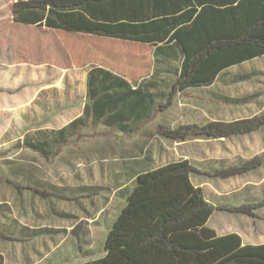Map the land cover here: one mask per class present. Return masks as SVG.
Listing matches in <instances>:
<instances>
[{
	"label": "trees",
	"instance_id": "trees-1",
	"mask_svg": "<svg viewBox=\"0 0 264 264\" xmlns=\"http://www.w3.org/2000/svg\"><path fill=\"white\" fill-rule=\"evenodd\" d=\"M12 18L21 25L94 38L98 49H86L84 65L94 63V55L107 60V52L119 57L117 63L95 62L101 69L93 70L88 77L89 96L93 75L104 70L116 79L122 77L139 84L132 91L138 94L140 82L153 71V55L156 63L179 62L170 98L189 89L211 87L228 69L264 57V0H16ZM105 39L121 43L108 45ZM248 79L241 77L236 83ZM112 88L116 90L117 86ZM106 91L111 95L109 89ZM150 102L152 110L156 106L152 97ZM165 108L168 105H158L155 110L164 112ZM109 116L107 113L103 119ZM81 122L78 119L66 128L79 131L84 126H78ZM263 128L261 115L176 129L159 126L158 135L186 142L230 139ZM61 139L57 148L64 143ZM25 145L44 157H49L55 148L50 140L38 144L24 139ZM261 165L257 158L219 170L217 175L232 178ZM195 174L199 172L189 160L139 174L125 207L108 232L105 256L84 264H264V246H242L238 235L219 237L208 226L213 212L222 208L210 204L203 189L193 184ZM13 186L18 191L23 188ZM30 189L45 199L52 196L74 200L52 189ZM0 238L8 239L2 233ZM0 264H4L1 256Z\"/></svg>",
	"mask_w": 264,
	"mask_h": 264
},
{
	"label": "rangeland",
	"instance_id": "rangeland-1",
	"mask_svg": "<svg viewBox=\"0 0 264 264\" xmlns=\"http://www.w3.org/2000/svg\"><path fill=\"white\" fill-rule=\"evenodd\" d=\"M15 2L0 0V62H27L38 83L42 80L41 85H49L52 89L57 87L61 92L51 96L55 100L48 97L50 103L39 110L40 116L45 113L44 119L35 115V118L23 124V128L13 126V135L0 134V233L8 237L0 238V256L4 264H81L103 258L113 220L125 207L124 196L119 194L131 192L135 176L139 173L189 160L199 172L193 175L196 183L198 179H224L217 175V171L258 158L262 163L259 169L227 179H264V128L230 139H192L186 142H175L158 135L159 126L176 129L184 125L231 122L264 115V58L228 69L210 88L189 89L171 100L169 95L165 100L158 99L157 106L162 104L169 108L156 112L151 122L147 120V125L141 126L143 128L138 135L122 136L112 129L104 133L99 127L93 129V125H90L85 129L82 125L79 130L82 135L56 155L51 151L49 157H44L28 149L24 146V139L36 141V136L27 138L24 134L28 130L32 135L39 128L58 126L61 121L53 120L54 111L69 101L72 90L75 97L83 94L82 83L87 68L96 66L95 62L117 63L119 57L107 52V60L94 55V63L84 65L86 49H98L94 38L16 24L12 18ZM104 42L113 45L120 41L105 39ZM167 65L171 67L172 82L175 83L179 62L172 61ZM33 66H38V73H35ZM241 77L249 79L236 83ZM69 84H73L71 93ZM27 86L31 84L24 85ZM41 99L46 101L44 96ZM244 100L248 101L245 105L231 104V101ZM99 146L104 149L97 153ZM147 157L151 161L145 162ZM12 184L24 188L46 185L42 187L46 189L64 184L90 185L96 192L101 187L106 189L104 194L109 202L100 196H94L92 202L93 222H89L88 234L91 246H84L83 241H77L71 234L18 243L8 231L14 228L63 231L60 229L73 227L74 223L69 218L63 221L52 210L57 212L63 208L72 213L76 204L61 203L54 198L43 199L30 187L19 193ZM120 189L122 192L119 193ZM75 211L78 212V209ZM88 253L90 257H86Z\"/></svg>",
	"mask_w": 264,
	"mask_h": 264
},
{
	"label": "crops",
	"instance_id": "crops-1",
	"mask_svg": "<svg viewBox=\"0 0 264 264\" xmlns=\"http://www.w3.org/2000/svg\"><path fill=\"white\" fill-rule=\"evenodd\" d=\"M30 68L27 62H0V89L12 93H0V134L2 135H13L11 133L13 126L19 125L23 128L24 123L27 124L29 120L36 116L44 119L45 113L40 116V113H38L39 110L44 108V104L50 103L53 94L57 95L61 92L57 87H53L52 89L49 85H41L42 80L38 83L34 79V71ZM37 68L38 66L35 67V73H38L37 70L39 69ZM95 69L101 68L98 66L89 67L84 74L82 83L83 94L79 98L77 96L75 97L73 94L74 91L72 90L69 101L64 103L63 107L54 111L53 120L61 121L58 126L39 128L32 135H30V130H28L24 135L27 138L29 136H36L38 144L49 140L52 141V145L55 147V155L82 135L77 129L66 128L78 119L82 120L78 126L84 124L85 129L93 125V129L99 127L100 129H98H103L104 133H109L112 129L119 131L122 136H134L140 133L141 128H143L141 127L142 125H147V120L151 122L156 115L157 111L155 107L157 106L158 99L165 100L168 95L170 99V90L174 84L171 77V67L166 63H156L154 55L153 71L150 76L140 82L138 94H133L132 91H135L139 84L135 85L131 81L111 73L121 78L116 79L104 70V72H97L93 75L92 94L89 96L88 77ZM40 74L44 73L41 72ZM27 83H30L31 86L24 87ZM114 86H117L116 90L112 88ZM68 87L71 93L73 84H69ZM107 89L110 90L111 95H106ZM43 96L46 101L41 99ZM48 97H51V99ZM151 97L156 105L152 110L150 109ZM53 100L55 99L53 98ZM107 113L110 116L103 119V116ZM62 137L64 143L57 148V142L62 140ZM32 141L34 142L35 140ZM142 147L141 145L140 150ZM103 149V147L99 146L96 148V152H101ZM145 150L147 148L143 149V151ZM147 161H151V158L147 157L145 162ZM139 174L135 177L137 178ZM192 182L196 187L203 189L205 198L210 204L222 208L221 210H215L208 221V226L219 237L235 234L241 238L242 246H264V179H198L195 183L192 176ZM32 186L35 187V185H29L28 187ZM43 186L46 185H40L38 187ZM48 187V189L74 198V200L70 201L52 196L48 198L58 199L61 203L73 202L76 204L75 210L78 209V212L74 210L72 213H68L63 208L59 211L57 210V212L52 210L57 218L63 221L69 218L70 222L74 223L73 227L67 229L69 232L65 229H60L63 231L53 229L29 231L23 228H14L8 232L16 238L18 243L32 242V240L39 238H52L59 234H71L77 241H83L84 246L90 247L91 244H89L88 234H90L89 222H93L92 202L94 196L106 198L104 192L107 190L101 187L98 188L99 192H96L90 185L69 186V184H64ZM23 189L26 190L27 187L21 188V190ZM21 190L17 191L20 193ZM121 190L119 193L122 192ZM116 194L114 193V195ZM128 194H119V196H124L123 200L125 205ZM106 200L109 202L108 197ZM102 211L98 213L97 217L100 216ZM118 215L113 220V223ZM90 255L88 253L86 257H90ZM87 262L89 260L81 264Z\"/></svg>",
	"mask_w": 264,
	"mask_h": 264
}]
</instances>
